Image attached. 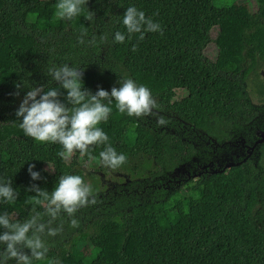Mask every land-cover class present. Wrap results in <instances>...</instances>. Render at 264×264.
<instances>
[{
	"label": "trees",
	"instance_id": "16d2710c",
	"mask_svg": "<svg viewBox=\"0 0 264 264\" xmlns=\"http://www.w3.org/2000/svg\"><path fill=\"white\" fill-rule=\"evenodd\" d=\"M57 2L0 0V182L11 180L19 193L16 201L0 203V212L9 207L23 222L32 214L31 184L50 192L62 175L82 177L74 165L93 159L76 152L62 170L63 146L38 142L19 127L16 111L32 87L58 88L67 103V90L48 75L50 67L83 71V85L93 94L131 79L150 90L158 107L157 115L137 118L120 114L113 101L108 121L98 126L126 156L115 169L132 181L110 196L95 194L97 202L75 214L78 227L62 213L63 232L46 238L47 258L33 264H264V143L237 166L171 191L159 186L161 176L196 154L195 133L222 142L254 117L247 90L264 93V0L243 10L239 0H88L84 14L94 12L92 21L84 14L56 19ZM128 7L161 30L129 39ZM116 32L124 43L115 41ZM158 117L166 123L158 124ZM104 147L90 146V154L107 167L99 156ZM29 164L41 179L32 180ZM91 187L96 192L98 180Z\"/></svg>",
	"mask_w": 264,
	"mask_h": 264
},
{
	"label": "clouds",
	"instance_id": "9594fccd",
	"mask_svg": "<svg viewBox=\"0 0 264 264\" xmlns=\"http://www.w3.org/2000/svg\"><path fill=\"white\" fill-rule=\"evenodd\" d=\"M87 3L88 0H58L55 18L71 20L84 14ZM94 17L95 13L90 10L84 14V18L89 21ZM123 24L129 39L133 34L139 33V39L143 40L146 32L161 30L159 24L146 18L145 13L138 11L136 7L126 9ZM82 32L86 34V29H82ZM114 39L124 43L125 35L116 32ZM79 42L84 43L83 39ZM135 50L133 46V51ZM48 75L67 90V103L61 101L62 93L58 88L53 87L47 91L43 86L30 88L16 111V117L21 121L19 127L25 135L38 142L62 145L63 151L58 155L64 160H69L76 152L92 159L94 157L90 154V146L105 145L99 153L104 165L115 169L125 163L126 156L117 153L108 143V135L98 125L108 121L113 101L120 114L126 113L137 118L157 115L153 109L158 105L150 90L126 79L122 83L118 81L120 86L112 87L110 92L100 88L93 94L83 85V71L67 64L50 67ZM21 86L20 83L16 85L18 90ZM16 94L19 95V91ZM157 123L162 125L166 121L158 117ZM34 168L35 164H29L28 173L36 181L41 179V175L40 172L33 171ZM27 191L35 193L29 200L32 205L29 218L20 222L6 212L0 214V264H9V261H14L15 264H33L34 260H45L49 252L46 238L63 232L62 213L71 218L70 226L75 228L79 226V221L74 218L75 214L97 202L92 187L79 175H62L50 192L37 184H31ZM18 196L11 180L0 182V203H12ZM37 206L43 211H38ZM57 220H61L60 224L53 226ZM51 264L58 262L52 261Z\"/></svg>",
	"mask_w": 264,
	"mask_h": 264
},
{
	"label": "rangeland",
	"instance_id": "374dc122",
	"mask_svg": "<svg viewBox=\"0 0 264 264\" xmlns=\"http://www.w3.org/2000/svg\"><path fill=\"white\" fill-rule=\"evenodd\" d=\"M244 6L255 8L256 7L255 0H239L238 9L243 10ZM196 39L199 40L200 37L196 36ZM206 51L208 52V54H210L212 58V54L214 53V48L209 45ZM261 75L264 78V71H262ZM184 87L189 89L192 86L190 83H185ZM183 93H185L183 89L179 91V94H183ZM251 98L253 99L252 100L253 102H257L256 95H254L253 93H252ZM262 119L264 118L258 119L256 123L252 124V126H250L249 128L250 131L247 130L244 136V140L247 144H249L248 137L250 139L252 136H254L257 130H259L260 128L264 126V123L262 124ZM239 134L241 136L244 135L243 133H239ZM194 137L195 139H193L192 141L194 142V145L198 147L196 155L200 157L199 160L201 163H204L207 160L211 159L212 156L214 155L213 153L214 150H218V152L214 156L217 157L216 161L219 164H223L227 160L239 157L240 155L244 153L243 150L237 148L239 147V145L237 144L238 142H236L237 146L234 147L235 149H232V152H231L228 149L219 150L216 143H214L212 140H210L209 138L201 134L199 135L195 133ZM69 162H70V159L60 160L58 162V167L63 170L67 168ZM100 166H102V169H100ZM74 167L76 169H79V171L82 173V178L84 179L86 184H89L91 186V183L93 181L98 180V187L96 189V192L93 191V194L94 195L96 194L98 198H100L101 196L102 197L109 196L114 187H116L118 184L122 182H129L132 178L129 173L125 172L122 169H110L105 166L103 167V165H101V162L96 158H93L89 162L79 161L77 164L74 165ZM198 169H199V166L191 164L189 168L186 167L185 169L176 171L174 173L165 174L164 176H161L159 178V186H165L166 188H172L174 187V183L172 182L176 183L178 181H181L182 178H184L187 175H190L193 170L196 171ZM194 179H196V177ZM5 212L8 213L12 218L15 217V213L11 210V208L4 207L1 210L0 214L5 213ZM80 245H84V243H80Z\"/></svg>",
	"mask_w": 264,
	"mask_h": 264
},
{
	"label": "water",
	"instance_id": "95a60500",
	"mask_svg": "<svg viewBox=\"0 0 264 264\" xmlns=\"http://www.w3.org/2000/svg\"><path fill=\"white\" fill-rule=\"evenodd\" d=\"M262 71H264V68L260 70V75H261ZM252 123H253V121L248 122L247 124H245L244 128H249V126H252ZM207 138H209L214 143H216L219 150L220 149L221 150L228 149L229 151L232 152V149H235L234 147H236L238 144L239 147H237V148L243 150L244 153L242 155H240L239 157L227 160L223 164L217 163V161H216L217 157L214 156L218 152V150H214L213 151L214 155L212 156V158L207 160L204 163H201L199 160L200 157L195 154L189 160H187V161L179 164L178 166L174 167L171 172H168L166 174L174 173L176 171L185 169L186 167L189 168V166H191V164L199 166V169L196 171H194L195 170L194 169L190 175L185 176L184 178L181 179V181H178L176 183L172 182V183H174V187H172V188H166L165 186H162L164 189H166L167 191H171V190L177 188L178 186H180V184L183 183L185 180H188L190 178L194 179L195 177L198 178L204 174L221 172L224 169L239 165L241 162L245 161L250 156V154L252 152L255 155L258 146L261 145L262 143H264V127L257 130L256 133L254 134V136H252L250 139L248 137L249 144H247L245 142L244 136H241L239 133L234 134L233 138L228 139V140H224L222 142H217L213 137H207ZM236 142H238V143L236 144Z\"/></svg>",
	"mask_w": 264,
	"mask_h": 264
},
{
	"label": "flooded vegetation",
	"instance_id": "af4514ba",
	"mask_svg": "<svg viewBox=\"0 0 264 264\" xmlns=\"http://www.w3.org/2000/svg\"><path fill=\"white\" fill-rule=\"evenodd\" d=\"M260 81H261V83H262V85H263V88H264V78L262 77V75H260ZM248 91V95H249V98L251 99V101L253 100L252 98H251V96H252V92H251V90H247ZM254 95H256V101L257 102H253L252 101V103L255 105V108H254V110H255V115H254V117L252 118V120L251 121H253V123H256V121L258 120V119H261V118H264V93L263 94H258V93H255L254 92ZM250 121V122H251ZM252 123V124H253ZM264 123V119H262V124ZM264 127V126H263ZM244 128V127H243ZM240 129L239 131H236L237 133H243L244 135L243 136H245V134H246V132H247V130H249L250 131V126H249V128H244V129H246V130H244V129ZM232 138H233V136H232ZM249 159H253L254 158V153L252 152L251 154H250V156L248 157ZM247 158V159H248ZM130 181H132V180H130ZM129 181V182H130ZM129 182H122V183H120V184H118L116 187H114L113 188V190L111 191L112 193L115 191V189L116 188H118V187H123V186H125V185H127ZM101 183H102V181H101ZM99 189H101V188H99ZM107 189V188H106ZM111 194V193H110ZM110 196V195H109Z\"/></svg>",
	"mask_w": 264,
	"mask_h": 264
}]
</instances>
